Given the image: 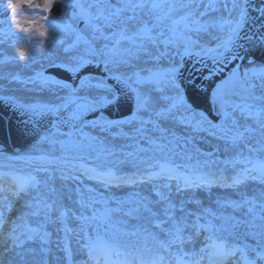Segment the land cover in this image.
<instances>
[{"label":"snow or ice","instance_id":"snow-or-ice-1","mask_svg":"<svg viewBox=\"0 0 264 264\" xmlns=\"http://www.w3.org/2000/svg\"><path fill=\"white\" fill-rule=\"evenodd\" d=\"M0 17V45L38 32L72 79L0 73L31 141L0 148V264H264V0H2Z\"/></svg>","mask_w":264,"mask_h":264},{"label":"water","instance_id":"water-1","mask_svg":"<svg viewBox=\"0 0 264 264\" xmlns=\"http://www.w3.org/2000/svg\"><path fill=\"white\" fill-rule=\"evenodd\" d=\"M254 57L257 61L261 60V53L256 51ZM190 64V62H189ZM55 71L66 73L60 69L54 68ZM227 69H225L226 71ZM71 78V76H70ZM218 79V78H217ZM203 100H198L197 105L201 106ZM129 109V107H128ZM127 109V110H128ZM127 110L123 109H110L106 113L111 115H118L126 112ZM92 115L86 117V119L91 118ZM23 119L18 113L13 112L9 107L5 106L2 101H0V144L5 145L7 150H13L15 147L24 149L26 144L29 142V138L23 136L22 125L20 121Z\"/></svg>","mask_w":264,"mask_h":264},{"label":"rangeland","instance_id":"rangeland-1","mask_svg":"<svg viewBox=\"0 0 264 264\" xmlns=\"http://www.w3.org/2000/svg\"><path fill=\"white\" fill-rule=\"evenodd\" d=\"M52 36L56 40H60V39L65 40L62 35L57 34V33L52 34ZM42 39L45 40L46 45L50 43L46 37H41V40ZM21 47L26 48L25 46H23L22 44H19V43H16V44L12 45L11 47L8 44L0 45V60H3L6 56L11 57L12 55H16L18 52V49ZM43 47H45V45H43ZM46 48L49 49V52H51L50 50H52L51 54L62 55V46H60V45L52 44V47H51V45H48V47H45V49L42 48L43 51L46 52ZM26 49H27V52L29 53L28 48H26ZM42 49L34 50L31 52L30 55L34 56L35 59H41L40 53H41ZM28 56H29V54H28ZM26 61L28 63V67H24L23 61L16 63V62L9 60L8 63L0 65V73H8V72L20 73L22 76H25L29 71L32 70V68L39 65V63L37 64V62L35 64H33L31 62V60L28 59L27 56H26ZM46 62H48V61H46ZM10 87L15 89V88H20V85L13 83L10 85ZM15 95L20 96L23 99H27L32 95V93L25 92V91H17L15 93ZM86 131H88L90 133L92 132L91 133L92 135H99L101 138H104L108 135L107 133H100L98 130H93V129H88V128H86Z\"/></svg>","mask_w":264,"mask_h":264},{"label":"clouds","instance_id":"clouds-1","mask_svg":"<svg viewBox=\"0 0 264 264\" xmlns=\"http://www.w3.org/2000/svg\"><path fill=\"white\" fill-rule=\"evenodd\" d=\"M19 52H20V54L23 56V55H25V54H26V52H27V49H26V48H24V47H21V48H19Z\"/></svg>","mask_w":264,"mask_h":264},{"label":"bare ground","instance_id":"bare-ground-1","mask_svg":"<svg viewBox=\"0 0 264 264\" xmlns=\"http://www.w3.org/2000/svg\"><path fill=\"white\" fill-rule=\"evenodd\" d=\"M115 195L120 196V193L119 192H115Z\"/></svg>","mask_w":264,"mask_h":264}]
</instances>
